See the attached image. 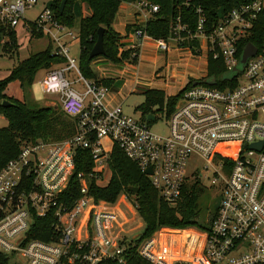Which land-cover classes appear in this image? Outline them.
Returning <instances> with one entry per match:
<instances>
[{"label":"built area","instance_id":"built-area-1","mask_svg":"<svg viewBox=\"0 0 264 264\" xmlns=\"http://www.w3.org/2000/svg\"><path fill=\"white\" fill-rule=\"evenodd\" d=\"M37 1L0 0V22L13 28L22 24L28 34L48 37L51 53L62 62L46 70L39 88L59 95L61 111L76 120V132L56 142L23 143L18 154L0 168V252L13 264L104 260L124 264L125 231L117 204L95 200L88 185L92 179L98 185L108 183L110 154L117 146L170 206L181 199L191 159L204 161L212 182L218 180L216 212L208 229L196 233L189 243L192 251H198L195 257L199 255V262L192 260L193 264H264V30L259 46L253 44L254 54L241 62L264 0L238 5L209 27L202 16L193 28L178 18L166 39H154L144 30L157 5L135 2L142 21L134 26L136 40L127 48L140 49L148 40L164 52L179 49L200 56L204 51L206 66L212 60L223 69L216 77L207 70L199 79L190 77L171 113L158 107L147 114L140 112L139 118L123 113L121 104L109 96L110 87L82 76L78 58L62 40L64 35L77 40V33L62 25L47 6L33 21L25 19V11ZM193 40L197 46L191 44ZM68 71L75 72V81L84 91L71 86L65 76ZM148 114L153 118H147ZM159 117L168 123L167 134L154 133L150 127ZM77 148L90 151L93 165L87 175L77 174L79 196L68 204L65 191ZM195 172L190 176H202ZM129 204L135 209L133 202ZM47 215L53 218L49 240L30 238L34 221ZM137 253L151 264L178 261L153 237L143 240Z\"/></svg>","mask_w":264,"mask_h":264},{"label":"trees","instance_id":"trees-1","mask_svg":"<svg viewBox=\"0 0 264 264\" xmlns=\"http://www.w3.org/2000/svg\"><path fill=\"white\" fill-rule=\"evenodd\" d=\"M61 1L51 0L47 7L56 19L68 28H72L75 23L74 5L76 3L84 4L89 9V15L82 16L78 24V68L85 78L93 79L107 87H111L114 78L99 77L93 69V63L100 58L114 64L121 62L136 64L138 62L139 49L123 48L124 44H121L120 40L124 36L113 28V22L121 3H135L141 0H65L63 8L60 9ZM146 1L158 7L156 12L149 15L145 23L144 30L146 34L154 39H166L178 18L181 23H187L193 28L198 18L202 16L206 18V24L209 27V24L216 22L221 15L226 14L232 8L254 0ZM99 27L103 28L105 53L90 58L89 53L97 39ZM252 30L253 33L247 37L246 41L259 46L261 33L264 30V9L258 14ZM35 35L32 33L31 37ZM191 44L197 46L198 41L193 40ZM0 48L9 52L11 56L18 55L19 45L14 28L1 22ZM60 62H62V59L51 53V44L49 43L44 49L30 53L26 58L18 60L8 74L0 78V115L7 122L6 126L0 128V168L18 154L23 143L56 142L76 132V120L66 116L60 107L56 108L53 105L36 106L34 103H30L32 101H27L29 89L36 73L40 69L48 70ZM206 70L208 75L215 77L223 71L222 67L215 66L212 60L207 63ZM13 81L19 83L22 100L7 96L4 93L8 84ZM189 84L190 81L177 93L169 96L165 95L161 89L147 88L143 91L144 101L137 108L143 114H147L153 106L158 105L159 108L165 107L169 114ZM3 100H8L12 104L3 106ZM92 165L90 151L77 148L69 187L65 191V199L68 204H71L79 196L77 174L82 172L87 175L91 171ZM109 167L111 171L109 182L106 185H98L94 179L88 180L89 193L95 200H104L109 203H115L121 194H125L126 197L131 198L143 224L142 231L137 237L123 241L124 264H151L138 255L137 247L144 239L152 237L160 228L177 229V231L190 227L208 229L216 209L208 214L205 223L202 222L203 220L200 221L199 191L196 189L195 184L184 186L181 199L177 205L170 206L158 196L149 178L135 162L127 158L117 146H114L111 151ZM128 187L137 188V192L129 191ZM52 224L53 218L51 215L38 218L32 224L28 236L47 241L53 230ZM181 233L183 234L181 237H188L191 234L196 237L192 232L184 231ZM0 264L13 263L10 262V258L5 253L0 252ZM98 264H115V261L104 260ZM175 264L189 263L179 262Z\"/></svg>","mask_w":264,"mask_h":264},{"label":"rangeland","instance_id":"rangeland-1","mask_svg":"<svg viewBox=\"0 0 264 264\" xmlns=\"http://www.w3.org/2000/svg\"><path fill=\"white\" fill-rule=\"evenodd\" d=\"M50 2L51 0H38L31 9L25 11V19L33 21L37 14ZM76 4L80 5L79 3ZM118 13H120V11ZM75 15L74 26L73 28H69L73 33H77L79 20L81 18V14L77 13ZM39 35L41 37H37ZM39 35L31 37V35L23 28V32L18 34V39L20 41V45L22 46L21 49L18 50V55L11 56L9 52L3 51L0 48V77L6 74L18 60L26 58L30 53L40 51L45 48L48 37L42 35L41 33ZM29 36L33 40L27 45V38ZM124 38L125 36L120 40L121 44L125 43L123 41ZM62 40L68 42L71 55L78 58L79 44L77 40H71L66 35L63 36ZM125 44L123 48H127V44ZM97 66L99 68H97ZM93 69L98 76L100 75L99 77L114 78V82L109 91V96L112 98L114 103L121 104L124 114L133 116L134 118H139L140 110L137 107L144 101V90L149 87L159 88L164 91L165 95L169 96L175 94L185 86L188 81L187 79L190 77L195 80L199 79L201 75L206 72V54L203 51L200 53V56H191L186 50H172V52H164L155 50L149 46L144 48L141 54V59H138L136 64H130L127 62L114 64L100 58L95 60L93 63ZM45 72V69H40L36 73L34 81L29 89V97L27 101H32L30 103H34L36 106L51 103L56 108L60 107L58 94H45L40 91L39 81ZM65 76L71 82L72 87L78 91H84L83 85L78 81H75L77 79V75L74 71L66 72ZM118 88H121V94L116 93ZM11 89L13 93L17 94L18 91L16 90L17 88L14 89V85L9 87V91ZM157 108L158 105L152 107L153 110ZM6 123L5 118L0 115V128L6 126ZM150 127L154 133L158 134H167L169 131L168 123L161 117L157 118L150 125ZM205 165L206 163L198 158L191 159L186 165V175L188 176L186 186L195 184L196 189L199 191V219L200 221L203 220L202 222L204 223L206 222L208 214L215 210L220 192L218 180L212 182L211 170L206 169L204 167ZM197 170L199 171L198 173L195 172ZM192 172L197 173V175L201 172L202 176L194 178L190 176L193 174ZM124 195L121 194L119 197L124 199L126 196ZM125 200L119 199L118 203L117 201L114 203L115 205L117 204V211L122 217V221H119L122 222L121 228L125 231L124 240L137 237L141 233L143 225L140 217L135 212V209L133 207L131 208L135 214L130 210L129 201H131V198H128L129 201L126 198ZM201 230L203 229L197 227L182 229V231H188V233L192 232L195 235L196 233H200ZM182 231H177V229L171 230L170 228H160L152 235V237L159 243L163 242L166 248L173 253L175 259H178V261L174 262V264L179 262L193 264L192 260L195 263H198L199 255L195 257L196 254H198V251H192L194 248H189V243L193 238V235L191 234L189 237H181V235H183L181 233Z\"/></svg>","mask_w":264,"mask_h":264},{"label":"crops","instance_id":"crops-1","mask_svg":"<svg viewBox=\"0 0 264 264\" xmlns=\"http://www.w3.org/2000/svg\"><path fill=\"white\" fill-rule=\"evenodd\" d=\"M120 11V13H118ZM74 13L75 14H77V13H79V14H81V17L82 16H87V15H89V13H90V11H89V9L85 6V5H82V4H80V5H77V4H75L74 5ZM117 15L115 16V19H114V22H113V28L117 31V32H119L120 33V35H122V36H125V38L123 39V41L127 44V47L129 46V44L130 43H132V41H135L136 40V38L133 36V28H134V26L137 24V23H141V21H142V16H141V14H139L138 13V11L136 10V7H135V3H126V2H123V3H121L120 4V6H119V8H118V11H117V13H116ZM73 28V27H72ZM14 30H15V33H16V37H17V39L19 38L18 37V34L20 33V32H23V26L21 25V24H19V25H17L15 28H14ZM77 31H78V29H77ZM33 39L29 36L28 38H27V45L32 41ZM35 40H37V39H35ZM77 42H78V40H77ZM18 45H19V49H21V45H20V41H19V39H18ZM50 42H49V40L48 41H46V46L49 44ZM124 43V44H125ZM125 44V45H126ZM45 46V47H46ZM151 47V48H153V49H155V50H158L157 48H156V46L154 45V43L153 42H151V41H144L143 42V44H142V46L140 47V49H139V60L141 59V54H142V52H143V50H144V48H146V47ZM18 49V50H19ZM173 50H179V49H173ZM180 51V50H179ZM171 52H172V50H171ZM15 65V64H14ZM97 68H99L98 66H97ZM122 71H124V70H122ZM9 72V71H8ZM8 72L6 73V74H4L3 76H1L0 78H3V77H5L7 74H8ZM100 76V75H99ZM188 80V79H187ZM12 86V85H14V89L15 88H17L16 90L18 91L17 92V94H15V93H13L12 92V89L9 91V87L10 86ZM150 88V87H149ZM110 89H111V87H110ZM121 89V88H120ZM119 88L117 89V91H116V93H119V94H121V90H120ZM157 89H159V88H157ZM4 93L7 95V96H12V97H14L15 99H18V100H22V91H21V89H20V86H19V83H18V81H13V82H11V83H9L8 84V86L6 87V89H5V91H4ZM177 93V92H176ZM126 94V93H125ZM50 105H52L51 103H49ZM48 103H46V105H49ZM125 200V198L124 199H121L120 197L118 198V200ZM117 200V201H118ZM126 201V200H125ZM130 210H131V208H130ZM116 211H117V209H116ZM132 211V213H134L133 212V210H131ZM136 212V211H135ZM117 213H118V211H117ZM137 213V212H136ZM119 214V213H118ZM135 214V213H134ZM120 217H121V215H120ZM121 221H122V217H121ZM182 232H184V231H182Z\"/></svg>","mask_w":264,"mask_h":264},{"label":"water","instance_id":"water-1","mask_svg":"<svg viewBox=\"0 0 264 264\" xmlns=\"http://www.w3.org/2000/svg\"><path fill=\"white\" fill-rule=\"evenodd\" d=\"M64 2H65V0L61 1L60 9L63 8ZM255 50H256V47L252 43L248 42L245 45L244 49H243L241 62L244 63L245 60L247 59V57H249L252 54H254ZM104 53L105 52H104V48H103V28L99 27L98 30H97V39H96L92 49L90 50L89 57L93 58V57H96V56H99V55H103ZM209 83L212 84V82H209ZM10 104H12V103L9 102L8 100H3L2 101V105L3 106H8ZM147 118L152 119L153 115L152 114H148ZM149 172H150V170L147 169L146 173H149ZM128 190L133 192V193L137 192V188H135V187H128Z\"/></svg>","mask_w":264,"mask_h":264},{"label":"flooded vegetation","instance_id":"flooded-vegetation-1","mask_svg":"<svg viewBox=\"0 0 264 264\" xmlns=\"http://www.w3.org/2000/svg\"><path fill=\"white\" fill-rule=\"evenodd\" d=\"M215 208H216V206H215Z\"/></svg>","mask_w":264,"mask_h":264},{"label":"bare ground","instance_id":"bare-ground-1","mask_svg":"<svg viewBox=\"0 0 264 264\" xmlns=\"http://www.w3.org/2000/svg\"><path fill=\"white\" fill-rule=\"evenodd\" d=\"M247 44V43H246Z\"/></svg>","mask_w":264,"mask_h":264}]
</instances>
